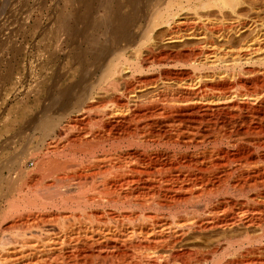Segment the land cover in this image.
I'll list each match as a JSON object with an SVG mask.
<instances>
[{
    "label": "rangeland",
    "instance_id": "374dc122",
    "mask_svg": "<svg viewBox=\"0 0 264 264\" xmlns=\"http://www.w3.org/2000/svg\"><path fill=\"white\" fill-rule=\"evenodd\" d=\"M193 1L191 5L187 4L188 0H0V244L17 235L16 231L9 228L11 218L2 219L5 218L9 202L20 191L8 189L6 178L16 172L18 175L13 177L18 186L13 181V189H19L22 182L36 174L37 171H34L38 165L43 164L46 168L51 160L56 159L61 163L76 155L80 156L81 148L73 147L72 150L71 143L77 138L89 140L95 133L105 134L107 130L103 126L106 123L127 124L129 121L135 133L142 131L145 126L144 130L148 131L155 125L158 137L149 139L150 143L143 147L110 143L98 149V155L101 156L105 153H124L166 161L178 157V160L186 158L199 161L205 153L219 160L227 156L264 155V0H242L244 4L238 7L236 14L228 10L224 13L217 9L202 10L199 6L200 10L198 4L201 3ZM196 7L200 11H196ZM124 19L130 20L129 32H125L122 37L125 42L121 39L124 27L121 23ZM238 29L242 31L239 38L233 36ZM220 31L223 35L218 33ZM217 33L228 37L225 39L224 36L218 42V35L214 36ZM125 38H129L128 42ZM94 51L101 54L91 59L95 57ZM115 65L119 69L115 71L116 78L130 77L138 82L153 79L157 82L150 89L135 94V97L131 95V106L137 100L140 103L148 102L159 92L169 94L167 106L159 104V117L155 112L156 118L144 119L145 113L136 107L107 118L103 117L105 114L102 111L83 114V107L80 110L79 106H83L82 95L86 85L109 75ZM166 74L170 77H166ZM163 79L171 81L164 85ZM201 83H230L233 88L204 93L200 89ZM123 88L124 84H121L120 89ZM188 92L192 93L190 97ZM99 93L97 98L100 96V99L105 100V106L109 105L107 109L111 110L113 104L109 96L102 91ZM236 103L253 109L244 112ZM180 107H203L204 114L199 115L205 118L198 115L197 121L166 118L171 108ZM161 113L166 114V117H160ZM133 114L138 117L135 118ZM49 130L52 135L47 138V143H43L41 138L44 139V131ZM179 132L185 136L177 139ZM171 135L173 139L176 138V143H165V139ZM55 148L62 151H53ZM235 163L232 164L234 168L251 169L243 165L242 159ZM17 171L23 172L24 176ZM240 199L244 202L247 198ZM227 209L229 212L230 209ZM76 214L78 223L75 228L84 227L79 225V222H84L81 212ZM257 230H250L253 232L251 234H258ZM228 235L240 237L243 232L235 231ZM223 236L220 232L192 234L179 247L205 250L209 246L206 243L208 240H219ZM6 248L7 255L6 252L12 247ZM241 253L247 255L245 251Z\"/></svg>",
    "mask_w": 264,
    "mask_h": 264
},
{
    "label": "bare ground",
    "instance_id": "6f19581e",
    "mask_svg": "<svg viewBox=\"0 0 264 264\" xmlns=\"http://www.w3.org/2000/svg\"><path fill=\"white\" fill-rule=\"evenodd\" d=\"M192 1L188 0L187 4H191ZM197 1L201 3V5L198 4V8L201 6L202 10L217 9L220 13L228 10L233 14H236L238 7L244 4L242 0ZM194 3L196 4L193 1ZM199 9L196 11L201 10ZM121 24L124 26L121 36L123 39L124 33L129 32L130 20L124 19ZM238 30L230 31L234 32V37H238L242 34V31ZM119 31L121 34V30ZM230 31L228 33H231ZM212 32L214 33L213 30ZM218 33L214 35H218L216 37L218 42L222 37L225 36L226 39L228 37L226 35H229L219 36ZM129 38H125L127 42ZM233 39L235 40V38ZM96 53L95 57L91 59H95L96 55L101 54ZM84 64L86 65V63ZM118 70L115 65L109 75L93 84L86 85V88L84 87L83 102L81 103L83 106H79L80 110L83 107L81 110L83 114L102 111L105 114L103 117L107 118L110 115L118 116L117 114H120L119 112L122 110L136 107L137 110L145 113L144 119L154 118L155 112L159 117V104L163 103L167 106L169 94L159 92L148 102L140 103L137 100L133 101L134 106H131V95L135 97V94L150 89L157 82L153 79L138 82L133 81L130 77L129 79L116 78L115 71L118 72ZM122 70L124 69L122 68ZM167 76L169 75L166 74ZM167 81H171V79H163V84L166 85ZM121 84H124L122 90L120 89ZM201 84L200 89L204 93L233 88L230 83ZM167 89L165 87L166 91ZM99 91L109 96V100L113 104L111 110L107 109L109 105L105 106V100L100 99V96L97 98V94H101ZM187 95L190 97L192 93L188 92ZM238 106L244 112L253 109L248 105ZM173 108L168 111L167 115L161 113L160 117L167 116V119L186 121L196 120L198 116L204 114L203 107ZM103 109L111 112H104ZM134 111L137 113L136 110ZM137 115H134L135 118L138 117ZM130 124L129 121L127 124L106 123L103 129L106 128L105 130L109 133H106L107 131L105 134L95 133L89 140L77 138L71 145L72 150L73 147L81 148L80 156L76 155L61 163L56 159V161L50 159L49 164L46 162L48 165L46 168L43 167V164L38 165L37 170L34 171H37L35 175L31 176L30 173L28 174L31 176L30 178L26 177L24 182L20 181L23 184L19 189L17 187L13 189L15 187H13L14 177L18 175L16 172L6 178L9 183H7L8 189L15 192L16 189L20 191L14 200L9 202L8 208L5 209V218L2 219L11 218L12 223L8 227L16 231L17 235L1 242V253L3 255L4 252V255H0V264H11L12 262L14 264H264V165H261L264 164V155L244 153L246 155L227 156L223 159L219 157L221 159L219 160L205 153L199 161L186 158L178 160L179 157L178 159L170 157L171 159L166 161L157 159V157L154 159L141 155L139 157L137 154H132L134 156L125 155L124 153L98 155V149L110 143H118V145L126 143L129 147H143L142 145L150 143L149 139L158 137L155 125L151 126L148 131L144 130L145 126L142 131H138V134L134 132V129L132 130ZM51 133L50 130L44 131V139L41 138L43 143H47V138H50ZM179 133L181 134L179 135ZM179 133L178 136L175 135L177 139L184 135L183 132ZM189 137L185 138L188 140ZM173 138L172 135L164 138L167 140L165 143H176L177 140L174 141L176 138ZM48 144L50 145L49 142ZM58 149L55 148L53 151L58 152ZM238 159H242L243 165L245 164V167L251 169L234 168L232 164ZM22 165L20 166L22 167ZM257 165L260 166L257 167ZM1 172L3 173V171ZM21 173L19 174L21 175ZM17 183L15 181V184ZM242 197L244 200L246 197L248 201H239ZM227 208L230 209L229 212ZM78 212H81L84 219V222H79V225L84 226H80L81 228H75L78 223L76 214ZM254 228L259 230L258 234H251L250 230ZM235 231H242L243 235L240 237L228 235ZM216 232H220L224 236L219 240H208L206 242L209 244L208 249L191 250L179 247L192 234ZM6 247H12L6 252L8 256L5 254ZM241 251H245L247 255L244 253L242 255ZM229 255H234L233 258L230 256L232 260L228 257Z\"/></svg>",
    "mask_w": 264,
    "mask_h": 264
}]
</instances>
